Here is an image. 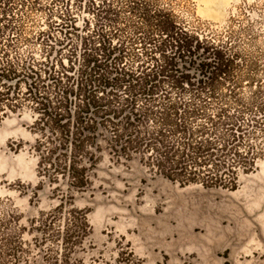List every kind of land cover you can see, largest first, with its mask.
I'll use <instances>...</instances> for the list:
<instances>
[{"label":"trees","instance_id":"1","mask_svg":"<svg viewBox=\"0 0 264 264\" xmlns=\"http://www.w3.org/2000/svg\"><path fill=\"white\" fill-rule=\"evenodd\" d=\"M246 31L188 22L173 0H0V123L32 114L40 183L61 199L29 228L0 211V264H70L90 228L64 204L103 151L234 191L264 161V52Z\"/></svg>","mask_w":264,"mask_h":264},{"label":"rangeland","instance_id":"2","mask_svg":"<svg viewBox=\"0 0 264 264\" xmlns=\"http://www.w3.org/2000/svg\"><path fill=\"white\" fill-rule=\"evenodd\" d=\"M173 4L188 22L247 30L254 50L264 52V0ZM33 122L23 112L0 123V211L26 228L61 201L55 190L60 182L40 183ZM90 183L64 204L85 212L90 228L70 264H264V161L241 174L234 191L206 190L169 183L137 161L115 162L103 151ZM59 189L66 192L63 185Z\"/></svg>","mask_w":264,"mask_h":264}]
</instances>
